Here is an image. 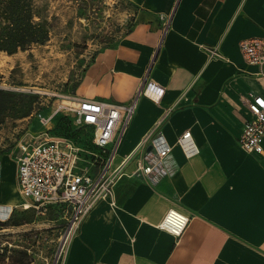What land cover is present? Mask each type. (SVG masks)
Returning a JSON list of instances; mask_svg holds the SVG:
<instances>
[{
	"label": "crops",
	"instance_id": "crops-1",
	"mask_svg": "<svg viewBox=\"0 0 264 264\" xmlns=\"http://www.w3.org/2000/svg\"><path fill=\"white\" fill-rule=\"evenodd\" d=\"M126 1L135 8L130 30L94 55L71 94L126 103L154 82L161 99L138 98L114 165L153 128L171 150L164 174L124 176L114 206L94 205L68 236L61 264H264V155L239 144L248 99L264 98V70L238 47L264 37V0ZM8 143L0 147V210L9 208L1 223L27 204ZM134 168L128 162L125 171ZM170 209L189 219L179 238L158 228Z\"/></svg>",
	"mask_w": 264,
	"mask_h": 264
},
{
	"label": "built area",
	"instance_id": "built-area-1",
	"mask_svg": "<svg viewBox=\"0 0 264 264\" xmlns=\"http://www.w3.org/2000/svg\"><path fill=\"white\" fill-rule=\"evenodd\" d=\"M160 21L166 27L167 17L160 16ZM238 47L247 64L264 70V37L243 39ZM209 53L217 55L214 49ZM147 88L154 90L153 95L147 94ZM162 90L149 81L126 103L118 104L79 98L68 93L60 96L51 106L42 107L41 103L22 118L23 123L12 129L7 147H16L17 189L27 202L21 206L22 211H45L63 205L69 214L59 244L58 264L65 255L68 236L94 205L103 201L114 206V187L120 179L136 173L145 177L165 173L162 162L171 147L161 137L153 136L155 128L118 165H114L117 147L134 115L138 98L148 96L159 103ZM46 109L50 112L43 114ZM247 111L249 117L244 120L239 144L247 153L264 155V98L250 96ZM161 120L162 117L157 125ZM190 137V132L186 131L177 142L183 144ZM148 146L154 154L147 151ZM84 161L90 162L93 170L82 168L80 164ZM132 161L135 168L128 173L125 166ZM188 222L186 215L170 209L158 228L179 238Z\"/></svg>",
	"mask_w": 264,
	"mask_h": 264
},
{
	"label": "rangeland",
	"instance_id": "rangeland-1",
	"mask_svg": "<svg viewBox=\"0 0 264 264\" xmlns=\"http://www.w3.org/2000/svg\"><path fill=\"white\" fill-rule=\"evenodd\" d=\"M30 2L38 30L27 20L22 30H0V47L13 50L0 51V147L20 118L75 92L94 55L130 30L135 10L126 0ZM5 17L0 12V28L8 25ZM80 166L93 170L88 161ZM68 215L63 205L15 209L0 222V264H56Z\"/></svg>",
	"mask_w": 264,
	"mask_h": 264
},
{
	"label": "trees",
	"instance_id": "trees-1",
	"mask_svg": "<svg viewBox=\"0 0 264 264\" xmlns=\"http://www.w3.org/2000/svg\"><path fill=\"white\" fill-rule=\"evenodd\" d=\"M31 2L30 0H3V7L0 9L1 14H3L5 19L8 21V25L0 28V30H22L18 26L27 20L30 23L32 29L38 30V26L32 22L31 15ZM15 27V28H14ZM18 28V29H17ZM0 51L12 53L4 48L0 47ZM2 90H0V95ZM27 211V210H26ZM1 225V224H0Z\"/></svg>",
	"mask_w": 264,
	"mask_h": 264
},
{
	"label": "bare ground",
	"instance_id": "bare-ground-1",
	"mask_svg": "<svg viewBox=\"0 0 264 264\" xmlns=\"http://www.w3.org/2000/svg\"><path fill=\"white\" fill-rule=\"evenodd\" d=\"M147 94L153 95V91L150 88H147ZM8 212L9 208L7 212H0V220H2V218L8 217Z\"/></svg>",
	"mask_w": 264,
	"mask_h": 264
}]
</instances>
